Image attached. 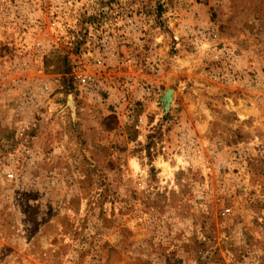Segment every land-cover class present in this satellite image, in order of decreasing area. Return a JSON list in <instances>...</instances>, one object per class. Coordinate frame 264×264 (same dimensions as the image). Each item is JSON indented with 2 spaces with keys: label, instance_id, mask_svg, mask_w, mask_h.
Returning a JSON list of instances; mask_svg holds the SVG:
<instances>
[{
  "label": "rangeland",
  "instance_id": "1",
  "mask_svg": "<svg viewBox=\"0 0 264 264\" xmlns=\"http://www.w3.org/2000/svg\"><path fill=\"white\" fill-rule=\"evenodd\" d=\"M0 264H264V0H0Z\"/></svg>",
  "mask_w": 264,
  "mask_h": 264
},
{
  "label": "bare ground",
  "instance_id": "2",
  "mask_svg": "<svg viewBox=\"0 0 264 264\" xmlns=\"http://www.w3.org/2000/svg\"><path fill=\"white\" fill-rule=\"evenodd\" d=\"M170 95H171V92H168V93L166 94L165 99H164V102H165V108H167L168 105H169V103L171 102V97H170Z\"/></svg>",
  "mask_w": 264,
  "mask_h": 264
},
{
  "label": "built area",
  "instance_id": "3",
  "mask_svg": "<svg viewBox=\"0 0 264 264\" xmlns=\"http://www.w3.org/2000/svg\"><path fill=\"white\" fill-rule=\"evenodd\" d=\"M79 78L82 80V82H85L88 80V76H86V75H81V76H79ZM7 177L12 178V175L9 174Z\"/></svg>",
  "mask_w": 264,
  "mask_h": 264
}]
</instances>
